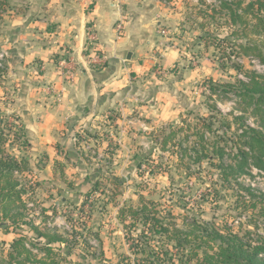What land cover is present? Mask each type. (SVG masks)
Returning <instances> with one entry per match:
<instances>
[{
    "label": "rangeland",
    "instance_id": "obj_1",
    "mask_svg": "<svg viewBox=\"0 0 264 264\" xmlns=\"http://www.w3.org/2000/svg\"><path fill=\"white\" fill-rule=\"evenodd\" d=\"M6 1L7 7L0 9V54L5 56L0 57V119L3 121L0 132L5 140V156L21 162L14 180L19 184L17 190L22 191V201L16 205L14 213L22 214V227L15 231L10 228L6 235L0 225V258L6 257L9 243L17 237L16 232L31 237L34 236L32 226H37L42 231L58 232L69 240V247L64 245L63 253L71 250V256L61 253L58 259L69 257L67 260L87 264H140L141 255L130 248L131 243L127 240L121 210L139 207L142 197L169 213L167 217L180 229H186L196 220L223 234L239 232L242 236L247 230L254 232L255 226L264 233L261 207L254 210L250 207L252 201L250 203L247 190L251 189L255 196L264 195L263 170L252 164L246 174L231 177L226 182L220 177L218 159L213 163L208 160L199 163L191 157V152L186 155L182 152L199 143L198 136L194 135V124L200 118L218 115L212 109L214 106L221 113L218 115L220 121L213 126V133L207 134L211 142L219 135L230 140V145L238 142L241 122L234 121L231 113L243 116L248 125L258 127L264 133L261 119H255L252 109L238 103L232 93L220 98L210 97L205 82L211 79L218 84L236 83L237 72L232 63L223 68L219 53L198 40L200 33L193 24L196 20L203 21L195 15L199 11L197 1L162 0L166 7L171 5L178 16V29L170 31V38L174 39L168 38V31L162 34L167 38L164 40L166 45H176L179 59L167 63L166 51L159 49L155 52L157 62L144 75V80L154 76V84L145 82L149 84L147 91L159 88L162 100L171 97L170 107H179L174 121L161 119L152 124L147 118H139L140 122L136 123L131 121L136 112L124 117L121 113L112 114V118L100 121L103 124L101 129L79 134L81 164L56 163L53 168L56 173L47 178L38 176L44 161L42 154L35 166L27 160L32 155L26 148L22 122L16 118V83L9 73V55L15 32L27 20H36L46 14L49 10L46 6L52 0ZM201 10L205 8L201 7ZM88 44L89 48L84 52L101 59L104 65L103 53L96 48L91 52L95 46L89 41ZM91 60L90 65H98ZM240 63L244 72L264 74V67L258 63L247 59ZM170 125L179 126L170 130ZM181 128L183 132L178 131ZM201 128L202 123L198 129ZM171 131L179 132L178 136L163 146L164 136ZM227 153L230 155L229 151ZM71 159L77 162L75 156L69 161ZM226 160L231 163V156ZM3 223L11 224L8 220Z\"/></svg>",
    "mask_w": 264,
    "mask_h": 264
},
{
    "label": "crops",
    "instance_id": "obj_2",
    "mask_svg": "<svg viewBox=\"0 0 264 264\" xmlns=\"http://www.w3.org/2000/svg\"><path fill=\"white\" fill-rule=\"evenodd\" d=\"M163 1L52 0L46 14L15 32L9 55L14 107L32 155L28 163L35 166L44 156L38 176L56 173V163L81 164L79 134L101 129L100 121L112 114L136 112V123L174 121L179 107H170L171 97L162 100L159 88L146 90L153 75L144 80L159 49L166 51L165 62L179 59L176 45H166L162 34L168 31L170 38L178 16ZM90 31L105 59L101 67L90 65L92 56L84 52ZM72 156L77 162L69 161Z\"/></svg>",
    "mask_w": 264,
    "mask_h": 264
},
{
    "label": "trees",
    "instance_id": "obj_3",
    "mask_svg": "<svg viewBox=\"0 0 264 264\" xmlns=\"http://www.w3.org/2000/svg\"><path fill=\"white\" fill-rule=\"evenodd\" d=\"M7 4L6 0H0V9ZM196 7L199 11L195 15L203 21L196 20L193 24L200 33L198 40L219 53L218 59L223 68L232 63L237 72L236 83L218 84L211 79L205 82L210 97L220 98L232 93L238 103L252 109L253 117H259L264 126V74L244 72L240 63L247 59L264 66V0H215L213 4L198 0ZM212 109L220 115L216 106ZM218 115L200 118V130V123L194 124V135L198 136L199 143L182 152L185 155L191 152V157L199 163L204 160L213 163L218 159L220 177L226 182L231 177L246 174L252 164L264 171L262 130L248 125L243 116L231 113L234 121L241 122L237 132L238 142L230 145V140L220 135L211 142L207 134L213 133L214 124L220 121ZM2 123L0 119V127ZM178 126L170 125L168 128L173 130ZM178 131L183 132L182 128ZM179 132L171 131L164 136L163 146L169 145ZM3 144L5 140L0 132V225L7 235L10 228L15 231L22 227V214L14 213L16 205L22 201V191L17 190L19 184L14 180V173L20 169L21 162L15 157L5 156ZM227 156H231V163L227 162ZM247 190L250 203L252 201L250 207L254 210L260 206V216L264 221V195L255 196L251 189ZM167 215L170 216L143 197L139 207L121 210L127 240L131 243L130 248L141 255L140 264H264V233L259 232L260 227L255 226L254 232L247 230L241 236L239 232L223 234L194 220L186 229H180ZM7 220L11 224L3 223ZM139 230L142 231L136 233ZM31 231L34 232L31 237L16 232L17 237L9 243L6 257L0 258V264H87L67 260L69 257L57 258L69 242L62 234L42 231L37 226H32ZM64 254L71 256V250Z\"/></svg>",
    "mask_w": 264,
    "mask_h": 264
},
{
    "label": "built area",
    "instance_id": "obj_4",
    "mask_svg": "<svg viewBox=\"0 0 264 264\" xmlns=\"http://www.w3.org/2000/svg\"><path fill=\"white\" fill-rule=\"evenodd\" d=\"M122 30H123V29H122V26H118V33H120ZM162 33H163V34H166L165 31H162ZM88 41H89V43H90L91 46H95V47H92V49H90V51L92 52V51H94L95 48H96V36L94 35V33H93L92 31H90ZM0 57H1V58H4L5 56H4V54H0ZM90 58L92 59L91 61H92L93 63L98 64V65H94V64H93L94 66H97V67H101V66H103V62H102L101 59L94 58V55H92V57H90ZM253 62L258 63V62H256V61H253ZM258 64H259V63H258ZM259 65H260V64H259ZM261 66H262V65H261ZM262 67H264V66H262ZM0 68H2L1 63H0ZM250 126L253 127V125H250Z\"/></svg>",
    "mask_w": 264,
    "mask_h": 264
}]
</instances>
